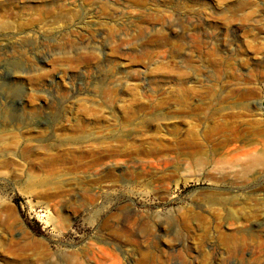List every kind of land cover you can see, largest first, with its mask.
I'll list each match as a JSON object with an SVG mask.
<instances>
[{
	"label": "rangeland",
	"instance_id": "rangeland-1",
	"mask_svg": "<svg viewBox=\"0 0 264 264\" xmlns=\"http://www.w3.org/2000/svg\"><path fill=\"white\" fill-rule=\"evenodd\" d=\"M257 156L264 0H0V264H264Z\"/></svg>",
	"mask_w": 264,
	"mask_h": 264
},
{
	"label": "bare ground",
	"instance_id": "bare-ground-1",
	"mask_svg": "<svg viewBox=\"0 0 264 264\" xmlns=\"http://www.w3.org/2000/svg\"><path fill=\"white\" fill-rule=\"evenodd\" d=\"M232 94V93H231ZM43 113V111L41 110V109H36L34 112H32V115L31 114H29L30 116H29V118H27V120L26 121H28V122H37V119H38V117H39V119H41V120H45V118L44 117H40V115ZM21 117V116H20ZM52 118H54L53 119V121L56 119V114H54V115H52ZM21 121V120H20ZM40 121V120H39ZM52 121V120H51ZM50 121V122H51ZM57 121V120H56ZM49 122V121H48ZM12 125V124H11ZM45 130H47V129H45ZM231 135H233V136H239L240 135V133H239V131H236L235 132V135L231 132L230 133ZM234 139V138H233ZM44 150H46V149H44ZM45 162H49V163H58V162H60L61 161V152L60 151H58V152H53V153H51V152H45ZM247 163V162H246ZM249 164V166L250 167H248L250 170H248L247 168H243L244 170H240L241 172H240V174L241 175H243V176H247L250 172H252V170H253V168H257V166H262V167H264V160H263V158L262 157H254L250 162H248ZM241 166V165H240ZM247 167V166H246ZM252 168V169H251ZM256 169H254V171H255ZM253 173V172H252ZM250 175V174H249ZM58 177V176H57ZM61 177V176H60ZM247 178V177H246ZM55 179V178H54ZM59 179V178H58ZM42 180V179H41ZM38 182V181H37ZM54 184V183H53ZM255 216V215H254ZM256 220V221H255ZM255 220H253L254 221V223L255 224H259V219H257V217L255 218ZM257 229V228H256ZM256 236V235H255ZM10 244V243H9ZM35 244H36V242H35ZM260 245H263V243H260ZM25 249H27V247H25Z\"/></svg>",
	"mask_w": 264,
	"mask_h": 264
}]
</instances>
